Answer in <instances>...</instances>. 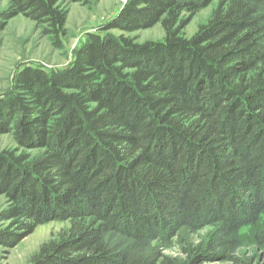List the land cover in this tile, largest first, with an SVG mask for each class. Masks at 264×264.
I'll return each instance as SVG.
<instances>
[{
    "label": "trees",
    "instance_id": "trees-1",
    "mask_svg": "<svg viewBox=\"0 0 264 264\" xmlns=\"http://www.w3.org/2000/svg\"><path fill=\"white\" fill-rule=\"evenodd\" d=\"M212 1L127 0L104 30L161 23L162 41L90 33L67 69L22 72L0 134L43 151L0 153L1 245L54 220L71 225L34 264H191L151 244L208 225L196 261L245 228L264 241V0H220L185 38ZM67 14L60 0H10L0 17L23 15L61 47Z\"/></svg>",
    "mask_w": 264,
    "mask_h": 264
},
{
    "label": "rangeland",
    "instance_id": "rangeland-1",
    "mask_svg": "<svg viewBox=\"0 0 264 264\" xmlns=\"http://www.w3.org/2000/svg\"><path fill=\"white\" fill-rule=\"evenodd\" d=\"M126 2L127 0H60L61 6L68 13L61 47H55L43 34L41 27L23 15L7 20L0 17V100L3 96L15 92L18 77L30 68L47 73H57L67 69L74 62L78 50L90 33L123 35L139 44L162 41L165 38V31L161 23L134 32H124L119 29L104 30ZM219 2L220 0H213L207 7L196 12L181 30L182 35L185 38L192 37L201 25L209 21ZM9 4L10 0H0V14ZM258 16L264 19V5L259 7ZM188 17L189 13L183 12L182 18ZM7 150L14 151L17 155L28 154L31 157H36L43 151V149H25L17 144L12 134H0V153ZM9 207L7 197L0 194V213ZM10 223L11 220L1 221L0 229L10 227ZM70 225L69 220L50 221L39 225L33 233L12 247L0 244V264H34V259L42 247L57 242ZM216 226L208 225L196 230L182 228L179 234L169 240H155L151 245L162 255L180 258L191 264L193 262L235 264L231 257L239 258L247 264H264V241L259 242L254 237V232L259 231L261 227L243 229L242 238L238 243L227 247L222 243L216 248L221 255L196 261L192 254L193 249L199 245L205 248L209 235L216 230ZM227 239L232 240L231 237ZM126 246L132 247V243Z\"/></svg>",
    "mask_w": 264,
    "mask_h": 264
}]
</instances>
